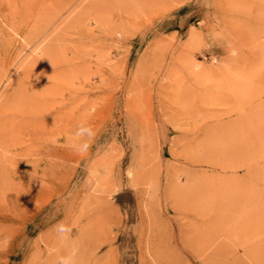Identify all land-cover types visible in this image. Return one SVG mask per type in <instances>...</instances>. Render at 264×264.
<instances>
[{"label": "rangeland", "instance_id": "1", "mask_svg": "<svg viewBox=\"0 0 264 264\" xmlns=\"http://www.w3.org/2000/svg\"><path fill=\"white\" fill-rule=\"evenodd\" d=\"M37 1L0 9L48 131L0 148V264H264V0Z\"/></svg>", "mask_w": 264, "mask_h": 264}, {"label": "bare ground", "instance_id": "2", "mask_svg": "<svg viewBox=\"0 0 264 264\" xmlns=\"http://www.w3.org/2000/svg\"><path fill=\"white\" fill-rule=\"evenodd\" d=\"M10 1L11 0H0V9H1V7L3 6V4H6V5H10ZM43 1V0H42ZM42 1H40V2H42ZM47 1H49V0H47ZM52 1V0H51ZM35 2H36V0H35ZM37 2H39V0L37 1ZM46 1L44 0V3H45ZM69 2V1H68ZM80 2H82L81 0H80ZM57 3V2H56ZM70 3V2H69ZM74 3V2H73ZM100 3H101V1H100ZM110 3V2H109ZM102 5V4H101ZM20 6V5H19ZM33 6H34V4H33ZM76 6V5H75ZM97 6V5H96ZM150 6V5H149ZM38 8V7H37ZM73 8V7H72ZM81 8V7H80ZM102 8V7H101ZM128 8V7H127ZM8 8H6V10H7ZM33 9V8H32ZM91 9V8H90ZM96 9V8H95ZM99 9V8H98ZM97 9V10H98ZM5 10V11H6ZM70 10V9H69ZM72 10V9H71ZM83 9H81V11H82ZM101 10V9H100ZM103 10L104 9H102V12H103ZM1 11H3V10H1ZM5 11H3V12H5ZM79 11V10H78ZM88 11V10H87ZM124 11V10H123ZM99 12V11H98ZM85 13V12H84ZM92 13V12H91ZM2 14V13H1ZM35 14H36V12H35ZM76 14V13H75ZM87 14V13H86ZM93 14V13H92ZM95 14H96V12H95ZM95 14H93L94 16H95ZM7 15H8V12H7ZM61 15V14H60ZM78 15V14H77ZM82 15H84L83 13H82ZM5 16V15H4ZM26 16V11L24 10V9H22L21 11H20V21H17V22H19L17 25H7L6 24V26H4V28H3V30L0 32L1 33V35H0V41L1 40H4V39H7V41H8V39H9V36H11V35H9L10 34V32H12V31H19V30H21L22 29V27L24 26V25H27V23L26 22H24V23H21V21H23L24 20V17ZM35 16V15H34ZM85 16V15H84ZM89 16V15H88ZM99 16V15H98ZM103 17H104V14L102 15ZM9 16H7V18H8ZM33 17V16H32ZM87 17V16H86ZM100 17V16H99ZM148 17H149V15H148ZM6 18V17H5ZM6 18V20H8ZM50 18V17H49ZM59 18V17H58ZM74 18H75V16H74ZM80 18V17H79ZM91 18V17H90ZM100 18H102V17H100ZM147 19V18H146ZM11 20V19H10ZM17 20V19H16ZM19 20V19H18ZM32 20V19H31ZM79 20V19H78ZM80 20H83V19H80ZM80 20L78 21V22H80ZM9 21V20H8ZM8 21H7V23H8ZM56 21V20H55ZM54 21V22H55ZM33 22V21H32ZM76 22V21H75ZM21 23V24H20ZM29 24V23H28ZM31 24V23H30ZM29 24V25H30ZM107 24V23H106ZM0 25H2V24H0ZM52 26V25H51ZM1 27V26H0ZM50 28V27H49ZM27 29V28H26ZM24 29H22V31H23ZM50 29H48V31H49ZM47 31V30H46ZM45 31V32H46ZM47 31V32H48ZM68 31H70V30H68ZM89 31H91V30H89ZM148 31H150V29L148 30ZM152 31V30H151ZM150 31V32H151ZM25 32V31H24ZM44 32V33H45ZM46 32V33H47ZM45 33V34H46ZM87 33V32H86ZM86 33L84 34V35H86ZM155 33V32H154ZM80 34V33H79ZM19 35V34H18ZM44 35V34H43ZM42 35V36H43ZM13 36H14V34H13ZM87 36H88V34H87ZM20 37H22L21 36V34H20ZM40 38V37H39ZM63 38V37H62ZM67 38V37H66ZM84 38V37H83ZM144 38V37H143ZM17 39V38H16ZM31 39H33V35H32V31H30V38L28 37V38H23V43L24 42H26V43H28V41L29 40H31ZM14 40V39H13ZM12 40V41H13ZM20 40V39H19ZM39 40V39H38ZM6 41V40H5ZM11 40H10V43H13ZM15 41V40H14ZM18 41V40H17ZM67 41V40H66ZM36 42V41H35ZM34 42V43H35ZM38 42V41H37ZM80 42V41H79ZM9 43V45H11ZM18 43V42H17ZM19 43H20V41H19ZM23 43H20L21 45L20 46H23ZM14 44V43H13ZM25 44V43H24ZM83 44V43H82ZM9 45H8V48L7 49H9ZM0 46H1V44H0ZM12 46V45H11ZM20 46H18V47H20ZM7 47V46H6ZM15 47H16V45H15ZM31 47V46H30ZM162 47V46H161ZM11 48H13V47H11ZM29 48V47H28ZM6 49V48H5ZM4 49V50H5ZM15 49V48H14ZM19 49V48H18ZM30 49V48H29ZM71 49V48H70ZM158 49V48H157ZM17 51V50H16ZM20 51H21V49H20ZM20 51H18L17 52V55H19L20 54ZM25 51V50H24ZM164 51V48H160V49H158L156 52H154V54H153V57H154V59L157 57V54H159V53H161V52H163ZM5 52H7L6 50H5ZM9 52V51H8ZM13 52V51H12ZM15 53V52H14ZM22 53V52H21ZM36 54H38V53H36ZM9 55V54H8ZM6 56L5 54H4V56L2 57V58H0V66H4V67H6V69L5 70H3L2 71V69H0V81H1V79L5 76V77H7L6 76V73H7V71H8V69L10 68H8V66L11 64V63H13V61H14V57H13V59H12V57L10 58L9 56ZM13 55V54H12ZM26 55V54H25ZM27 55H29V54H27ZM38 56V55H37ZM21 57H23V55L21 56ZM31 57V56H30ZM42 59H43V57H41V58H36V57H33L32 59H30L29 61H27V62H25L24 61V63L23 64H19L18 65V67H17V70H18V73H17V76L16 77H13L14 78V80H13V82L11 83V84H9L4 90H3V92H2V98L0 99V148H6L7 147V143L9 144V146H15V145H19V144H23L26 140H24L25 138H24V136L23 137H19L20 139H17V137L21 134H26L25 136H27V140H29L30 141V143L32 142V145H33V141H35V142H37V140H39L40 138H41V135L42 134H44V133H46V132H48V131H43L42 130V125L41 126H39L38 124H36V120L37 119H39V117L40 116H42L43 115V113H45L46 112V109H45V107H44V103H43V99L41 100V99H37V98H33V97H31V98H28V101L26 102L25 100L22 102H20V103H22V104H19L18 106H16L14 109H11L10 108V104L11 103H13L15 100H18L19 98H23L24 97V95H25V87L26 86H23L22 84L20 85V83L22 82L21 80H19V78H21V79H24L25 77H27L31 72H37V70L38 69H36V68H34V67H36L35 66V64H37L36 63V61H39V62H41L42 61ZM15 60H16V58H15ZM20 60V59H19ZM18 61V60H17ZM60 61V60H59ZM17 63V62H16ZM15 64V63H14ZM42 64V63H41ZM11 65H13V64H11ZM10 65V66H11ZM38 65V64H37ZM14 66H16V65H14ZM64 66V65H63ZM152 67H153V65H151ZM4 67H3V69H4ZM42 67V66H41ZM14 68V67H13ZM34 68V69H33ZM39 68V67H38ZM45 68V67H44ZM57 68V67H56ZM33 69V70H32ZM46 69V68H45ZM52 69V68H51ZM50 69V70H51ZM108 69V68H107ZM53 71V70H52ZM104 71V70H103ZM37 73H39V72H37ZM32 74V73H31ZM47 74V73H46ZM38 79V78H37ZM3 80V79H2ZM47 80V79H46ZM44 83V82H43ZM31 84V83H30ZM33 85V83L31 84V86ZM74 93V92H73ZM26 99V98H25ZM47 99V98H46ZM61 108V107H60ZM63 108V107H62ZM66 109V108H65ZM69 109V108H68ZM88 109H89V107H88ZM64 110V109H63ZM62 110V111H63ZM69 112V111H68ZM67 113V112H66ZM70 113V112H69ZM57 112L56 111H54V112H52L51 113V116H50V118H49V120H56V116H57ZM59 114H61V113H59ZM64 114V113H63ZM62 114V115H63ZM72 114V113H71ZM66 115V114H65ZM87 115V114H86ZM71 116V115H70ZM66 117V116H65ZM88 117V116H87ZM89 119V118H88ZM88 119L86 120V121H88ZM82 120V119H81ZM80 120V121H81ZM72 121V120H71ZM84 121V120H83ZM85 121V122H86ZM74 122V121H73ZM70 123V122H69ZM90 124V123H89ZM51 125V124H50ZM68 125V124H67ZM84 125H85V123H84ZM36 126L39 128L38 130H36ZM74 126V125H73ZM72 126V127H73ZM82 126V125H81ZM76 127H78V126H76ZM88 127V126H87ZM90 127V126H89ZM65 127H63V130H65L64 129ZM68 129V131H70L71 129H70V127H67ZM79 128V127H78ZM72 129H74V128H72ZM91 129V128H90ZM67 130H65V132L67 131ZM51 132V131H50ZM50 132H49V134H50ZM53 133V132H52ZM57 133H59V130L57 131ZM66 133H68V132H66ZM72 134V133H71ZM70 134V135H71ZM51 135V134H50ZM54 135V134H53ZM87 135V134H86ZM48 138L50 137V136H47ZM51 137H52V135H51ZM54 137H57V135H55ZM53 137V138H54ZM52 138V139H53ZM67 138H69L68 136H67ZM46 139V138H45ZM45 139H43V137H42V140H45ZM49 139H51V138H49ZM51 139V140H52ZM55 139V138H54ZM57 139V138H56ZM48 141V140H47ZM46 141V142H47ZM50 141V140H49ZM53 142H55L54 140H52ZM67 141V140H66ZM71 141V140H70ZM34 142V143H35ZM42 142V141H41ZM46 142H44V143H46ZM52 142V143H53ZM37 143H39V141L37 142ZM36 143V144H37ZM56 143V142H55ZM49 144V143H48ZM54 144V143H53ZM71 144V146H72V143H70ZM28 145H30V144H28ZM56 145L58 146L59 144H57L56 143ZM25 146V145H24ZM40 146H41V144H40ZM70 146V147H71ZM22 148H23V146H21ZM20 147V148H21ZM46 147V146H45ZM47 147H49V146H47ZM41 148H43V146H41ZM10 149V148H9ZM13 149V148H12ZM16 149V148H15ZM44 150H45V148H43ZM19 150V149H18ZM42 150V149H41ZM46 150H48V149H46ZM51 150V149H50ZM52 150H54V149H52ZM14 151V150H13ZM21 151V150H20ZM37 151V150H36ZM35 152V151H34ZM49 152V153H48ZM47 153H48V155H52V157H55L56 156V154H55V151L54 152H52V151H48ZM31 153V152H30ZM38 153H40V149L38 150ZM42 153H44V152H42ZM41 153V154H42ZM46 153V152H45ZM41 154H39V155H41ZM38 155V154H37ZM36 155V156H37ZM44 155V154H43ZM47 155V154H46ZM48 155H47V157H48ZM8 156H10V155H8ZM45 157V156H44ZM49 157H51V156H49ZM24 160V159H23ZM17 161V160H16ZM15 160H14V162H16ZM22 161V160H21ZM30 161V160H29ZM28 161V162H29ZM1 162H2V160H1ZM0 162V163H1ZM19 162V161H18ZM18 162H16V164L18 163ZM25 162V161H24ZM33 162V161H32ZM15 164V163H14ZM21 165V164H20ZM38 165V164H37ZM18 166V165H17ZM210 167H212V166H210ZM18 169V168H17ZM214 169H215V166H214ZM15 170V169H14ZM33 170H34V168H33ZM16 172V171H15ZM16 174H18V173H16ZM0 175H1V171H0ZM17 176V175H16ZM14 177V176H13ZM23 181V180H22ZM6 191V190H5Z\"/></svg>", "mask_w": 264, "mask_h": 264}, {"label": "clouds", "instance_id": "3", "mask_svg": "<svg viewBox=\"0 0 264 264\" xmlns=\"http://www.w3.org/2000/svg\"><path fill=\"white\" fill-rule=\"evenodd\" d=\"M88 133L86 138L81 139L84 136V133ZM91 138V132L89 129H81L80 132L77 133V143L76 147L79 151H86L89 147L88 139ZM59 238L62 242H67L69 239V234L71 232V228L63 223H60L56 226ZM76 256L77 249L75 247L71 248V250L64 256H60L58 258V264H76Z\"/></svg>", "mask_w": 264, "mask_h": 264}]
</instances>
